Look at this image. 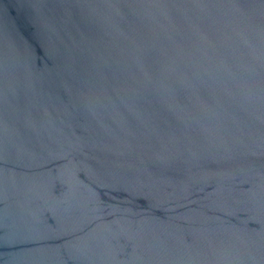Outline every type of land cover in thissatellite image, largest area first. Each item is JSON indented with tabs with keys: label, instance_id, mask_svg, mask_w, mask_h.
Instances as JSON below:
<instances>
[{
	"label": "water",
	"instance_id": "water-1",
	"mask_svg": "<svg viewBox=\"0 0 264 264\" xmlns=\"http://www.w3.org/2000/svg\"><path fill=\"white\" fill-rule=\"evenodd\" d=\"M0 264H264V0H0Z\"/></svg>",
	"mask_w": 264,
	"mask_h": 264
}]
</instances>
